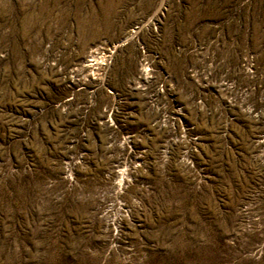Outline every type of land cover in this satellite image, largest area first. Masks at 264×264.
Segmentation results:
<instances>
[{"label":"rangeland","instance_id":"rangeland-1","mask_svg":"<svg viewBox=\"0 0 264 264\" xmlns=\"http://www.w3.org/2000/svg\"><path fill=\"white\" fill-rule=\"evenodd\" d=\"M0 264H264V0H0Z\"/></svg>","mask_w":264,"mask_h":264}]
</instances>
